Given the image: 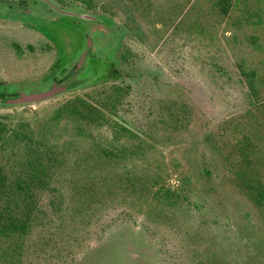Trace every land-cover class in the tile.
Masks as SVG:
<instances>
[{"label": "rangeland", "instance_id": "374dc122", "mask_svg": "<svg viewBox=\"0 0 264 264\" xmlns=\"http://www.w3.org/2000/svg\"><path fill=\"white\" fill-rule=\"evenodd\" d=\"M186 1L0 0V90L20 95L47 91L58 79L79 81L42 101L0 100V117L29 135L0 136V211L29 217L23 234L0 239V264L224 262L220 246L200 224L191 226L186 212H155L174 196L165 199L162 184L149 192L143 175L158 174L173 190L190 170L180 147L203 143L210 133L218 137L233 119L240 129L224 138L222 155L243 133L254 132L264 158V106H250L243 72L264 76V0H233L228 16L209 0H195V7ZM102 89L116 97L115 108L104 109L109 134L144 141L146 158L135 151L142 158L132 174L116 157L52 150L46 124L54 110L78 96L95 103ZM179 94L193 105L191 119L170 134L155 117ZM262 97L264 103V89Z\"/></svg>", "mask_w": 264, "mask_h": 264}, {"label": "trees", "instance_id": "16d2710c", "mask_svg": "<svg viewBox=\"0 0 264 264\" xmlns=\"http://www.w3.org/2000/svg\"><path fill=\"white\" fill-rule=\"evenodd\" d=\"M186 2L190 7L197 6L195 0ZM209 2L222 16H228L233 6V0ZM73 72L70 71L66 78ZM243 72L248 80L246 98L250 106L254 108L264 106L261 102L264 76L262 80H257L255 70L243 69ZM64 80L65 78L58 79L54 83L61 84ZM116 92L118 95L121 94L118 89ZM18 95L0 90L2 101ZM96 95L95 103L78 96L67 100L54 110L46 124L53 137L52 150H60L64 156L70 151L75 154L86 151L98 153L104 158L116 157L120 159L118 166L124 172L132 174L131 169L140 164L142 158L140 155L135 156L134 153L143 150V161L146 158L144 141L139 139L133 143L123 142L109 134L106 128L109 127V121L104 109L113 110L116 97L112 90L110 92L105 89L98 91ZM162 105L159 116L156 114V120L163 122L170 134L181 132L191 119L193 105L182 94L174 95ZM249 113L252 114L251 111ZM225 123L227 126L218 131V137L210 133L204 135L203 143L191 142L180 147V152L188 159L190 170L173 190L164 188L161 180L155 177H159L158 174L153 177L146 172V175H143V186L150 192L152 191L150 186L162 184L160 191L163 192V197L167 200L172 199V196L174 198L171 202L164 199L163 203L157 205L155 212L162 215V212L173 208L186 212L191 226L200 224L220 246L225 255V260L221 264H252L256 259L264 260V158L258 156L262 146L254 132L243 133L225 158L222 155L224 138L235 129L234 127L239 130L241 122L233 119ZM8 132L14 137L21 134L29 138L23 126L11 129L6 118L0 117V136ZM158 143L163 144L161 141ZM166 144L169 143L164 145ZM174 144L181 142L176 141ZM54 160L57 158L53 156L51 162ZM156 164L159 169L161 165ZM21 186L18 183L16 190H22ZM186 187L192 189L190 194H185ZM155 194V197L159 198L157 191ZM8 213L9 211L4 215L0 211V239L23 234L27 227L29 219L27 213L21 218Z\"/></svg>", "mask_w": 264, "mask_h": 264}, {"label": "water", "instance_id": "95a60500", "mask_svg": "<svg viewBox=\"0 0 264 264\" xmlns=\"http://www.w3.org/2000/svg\"><path fill=\"white\" fill-rule=\"evenodd\" d=\"M88 54V52L86 53ZM85 54V55H86ZM76 84L69 85H53L51 89L42 92H31V93H21L19 96L14 98H9L6 100L8 104H23V103H32L37 101H42L58 94H61L65 91H68L75 87Z\"/></svg>", "mask_w": 264, "mask_h": 264}, {"label": "flooded vegetation", "instance_id": "af4514ba", "mask_svg": "<svg viewBox=\"0 0 264 264\" xmlns=\"http://www.w3.org/2000/svg\"><path fill=\"white\" fill-rule=\"evenodd\" d=\"M89 50H90V49H87V51H85V52L83 53V56H82L81 61H80V64H81V62H83V61L85 60V58L87 57L88 54H86V53H87ZM85 54H86V56H85ZM80 64H79V65H76V68H74V69L71 70V71H74L73 74H72L71 76H73L74 73H77L78 66H80ZM71 76H69V77H71ZM69 77H67V78H69ZM78 82H79V81H72V83H70V84H76V83H78ZM53 85L61 86V85H69V84H61V85H59V84L54 83ZM18 96H19V95H18Z\"/></svg>", "mask_w": 264, "mask_h": 264}]
</instances>
